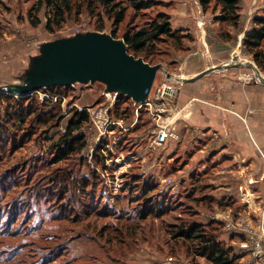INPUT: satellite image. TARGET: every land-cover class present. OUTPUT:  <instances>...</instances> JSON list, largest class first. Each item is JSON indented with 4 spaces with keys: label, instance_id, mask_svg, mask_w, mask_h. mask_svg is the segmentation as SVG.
<instances>
[{
    "label": "rangeland",
    "instance_id": "1",
    "mask_svg": "<svg viewBox=\"0 0 264 264\" xmlns=\"http://www.w3.org/2000/svg\"><path fill=\"white\" fill-rule=\"evenodd\" d=\"M74 1L76 8L73 12L65 17L59 28L49 32L45 29L44 7L37 14L40 23L37 26H32L29 22L28 10L34 5L35 0H0V83L2 80L10 81L11 76L21 68L23 64L22 57L36 51V42L71 36L77 30H96L99 23L104 24L103 31L109 32L111 30V19H108L101 6L98 5L95 7V11L90 13L83 0ZM154 1L150 8L139 11L133 10L129 4L125 3L127 5L125 19L118 25L116 34L120 36L125 29L144 25L151 19L157 18L160 14L168 18L170 27L176 31L177 37L174 40L163 39L158 42L149 55L152 63L161 65L149 94L153 105L136 109L133 104H122V107L128 106L125 114L126 118H122L123 124L134 123L133 126L128 131L114 129V132H110V137L98 142L99 149L105 156L104 165L96 164L92 157L89 159L90 145H94V140L85 138L86 134L82 133L86 140L85 148L80 154L69 159L56 160L55 149L52 145L63 135L67 121L74 109H78L77 107L95 106L104 101V85L99 82L77 84L75 87L57 92L56 95L58 97L56 99L55 96L49 95L48 92L40 91V93H34L39 100L48 99L52 102L57 100L58 106L54 111L59 113L60 117L50 126L42 124L34 118L30 119L29 123H31L33 131L31 138L25 143L20 142V147L8 143L3 152H0V256H3L5 260L9 259L13 251H7L6 248H17V254L12 255V258L7 263L2 264H48V260L51 258L48 244H64L69 236L72 237L75 234H65L62 230L63 227L74 226L76 229L72 230L77 232V229H80L82 224L86 223L85 221L82 222L81 220L83 219L81 218L75 224H72L70 220L63 222L51 220L58 217V209L53 207L57 203L56 199L59 200L62 197V189H65V186L66 189H70L74 185L78 187L80 179L89 177L91 172L94 171L101 177L105 186V181L112 183L114 186L115 189L111 188L112 197L108 200L103 199L104 202H110L123 186L124 176L128 171H133L141 177L139 173L140 160L133 158L125 161L124 159L132 155L133 157H139L142 149L151 148L156 150L159 147L155 143L158 126L156 124L157 119H154L153 115V113H157V108L165 109L162 119L158 120L160 125L168 126L166 123L168 116L172 117L178 113L180 117L187 119L188 108L186 110L173 109L172 103L181 89H185L186 85L190 83L187 79H189L192 71H203L212 65L218 66L232 61L230 60L232 53L237 47L238 50L234 53V55L237 54L235 57L252 61L256 69L264 73V64L259 67L253 61L251 55L244 53L241 47L244 34L252 26L253 17H264V0H240L239 30H235L225 23L215 21L214 17L219 14L218 11L215 14L211 11L203 12L198 0ZM80 4L81 7H77ZM78 9L80 12H78ZM199 23L203 24V30L200 29ZM243 65L236 64L229 66L227 69L213 71L224 73L226 77L244 83L261 85L259 82H255L253 77L249 78V74L252 73L253 69L249 65ZM185 99L188 98L186 97ZM5 107L6 101L0 99V120L4 117ZM184 113L185 115H182ZM187 120H179L182 123V127H185L183 123H186ZM28 126L25 124L13 131L18 136L22 130L30 132ZM173 127L174 125L172 124L168 126L169 129H172V133L175 132V127ZM147 135H153V138L152 141H149L151 143H147V148H145ZM169 138L177 140V135L175 136L174 133ZM151 144L153 148L150 146ZM181 157L183 158V156ZM180 160L181 158H178L172 164L177 167L176 165H180ZM50 179L54 181V184L50 182ZM164 179H170L171 181L164 185L162 183ZM193 180V177H190L189 172H187L183 174V177L165 176L160 183L158 182V189L161 191V195L158 196L157 194L149 199L153 201L158 199L157 205L161 203L163 209H167V214L164 220L156 221V224L153 222L156 236L154 235V238L147 242L148 244H140L134 251L124 256L123 261L125 264L132 263L131 258L134 252L139 256L143 253L145 254V252L138 250L140 246L149 245V247L152 246L159 252L157 247L161 245L163 239L158 230L167 226L168 222L179 223V220H190L189 209L192 210V213L193 211L197 213L194 218L198 221L209 222L214 219L221 222L223 227L218 231L219 239L221 233H229L228 235L230 236L241 234V231H238L241 221L232 212L236 210L233 209V204H227V206L232 207L229 213L224 211L211 213L212 210L216 209L211 204L203 203L198 205L191 203L189 200H179V196L188 195L190 191L194 193L206 192L200 184L194 185ZM135 193H137L136 190L128 192L124 198L119 199L113 206L98 205L90 202L88 207L93 209V211L99 207L101 213L108 211L112 215L118 211L122 215L128 213L138 214L141 210V202L135 203V200L137 198L141 199L142 195L140 192H138L139 194ZM205 197L208 198L209 195L207 194ZM128 201H132V203H128ZM181 204H184V206ZM76 205L79 209L81 208L78 203ZM221 206L219 204L217 209H220ZM225 209L226 205L221 210ZM219 212H221V215H217ZM36 213H38L37 216L39 217L34 218ZM92 218L89 220L93 221ZM226 218L232 220L235 229L226 230ZM247 224L250 225V221H247ZM254 224L255 229L261 235L259 234L256 237L255 233L252 232L254 228L252 229V226H249L251 231H248L247 235L245 234L247 237L246 242L249 245H252L254 238H264V210L260 214L259 219L254 221ZM54 233L58 234V240L54 238ZM220 240L222 241V239ZM222 242L227 246L226 242ZM33 243H35L34 247L30 248L29 245ZM77 245L76 241H74L75 249L70 253L71 257L74 258L68 263L89 264L86 260L91 261L90 253H87V250H82L83 247L80 246L82 244L78 245L79 247ZM92 247L90 245L87 249L92 252ZM227 247L231 251L235 246L228 245ZM156 251L154 254H157ZM51 253H56V251L54 250ZM80 254L84 255V257H78ZM20 258H23L22 263L17 262ZM172 258H178V256L171 257L168 254L164 256L165 260H171ZM104 259H106L104 256L99 257L98 260L102 262L97 261L96 264H106L108 261L103 263ZM67 261V258H63L49 264H66ZM119 264L121 263L119 262Z\"/></svg>",
    "mask_w": 264,
    "mask_h": 264
},
{
    "label": "trees",
    "instance_id": "2",
    "mask_svg": "<svg viewBox=\"0 0 264 264\" xmlns=\"http://www.w3.org/2000/svg\"><path fill=\"white\" fill-rule=\"evenodd\" d=\"M83 1L90 13H93L95 7L98 5L101 6L102 11L107 15L108 19H111L112 27L108 33L114 38L123 39L128 47V53L133 54L135 57H142L145 62L151 65L159 64L152 63L149 58L154 46L163 39L174 40L177 37L176 31L170 27L168 18L160 14L157 18L151 19L144 25L125 29L120 36L116 34L118 25L125 19L127 11L125 3L129 4L133 10L139 11L150 8L154 4V0ZM198 2L203 12L211 11L215 14L218 11L219 14L214 17L215 21L225 23L235 30L240 29V0H198ZM42 7L45 8V29L49 32H53L59 28L64 22L65 17L70 15L76 8L74 0H35L34 5L28 10V19L32 26H37L40 23L37 14ZM77 7L80 8L81 4ZM78 12H80L79 9ZM103 29V23H99L96 27V31H103ZM241 47L244 53L251 55L253 61L259 67L263 66V16L253 17L251 28L246 31L242 38ZM67 88L69 89L70 86H54L46 89L42 88L39 91L48 92L49 95L56 96L57 92L60 90L65 91ZM0 99L6 101L4 117L0 120V152H3L8 143L20 147V142L25 143L31 138L33 131L31 123H29L30 119L34 118L38 122L50 126L60 117L59 113L54 111L58 106L57 100L55 102L48 99L39 100L34 93L16 96L0 91ZM124 103L132 105L133 101L127 96H119L115 99V104L111 110L113 117L126 118L125 114L128 106L122 107ZM134 106L136 107V105ZM88 119L89 116L85 110H73L71 117L67 121L63 135L52 144L55 149L56 160L69 159L82 152L86 146V140L84 135L80 133V129ZM25 124L29 125L28 129L30 128V132L22 130L21 134L17 136L13 130L21 128ZM16 142L18 143L16 144ZM93 158L96 164L100 163L104 165L105 156L101 153L99 145L93 151ZM124 179L123 186L110 202L103 201L101 190L105 188V185L101 177L97 173H94V171L91 172L89 177L81 178L78 187L74 185L70 190L69 188L66 189L65 186V189H62L63 195L59 200L56 199L57 203L53 207L54 209H58V217L51 220L58 222L70 220L72 224H75L81 218L83 219L81 221H85L86 223H81L82 227L77 229V232L72 230L76 229L74 226L63 227L62 230L65 234H75L72 237L69 236L66 240L67 242H64V244H48V250L51 254L48 264L63 258H67L66 264H69L68 262L74 258L70 255L71 251L73 252L75 249L74 241L78 245L82 244L80 245L83 247L82 250H87V253H90L91 261L86 260L89 264H96L99 261L98 258L101 256L106 258L103 263L108 261L106 264H119V262L125 264L123 258L127 253L134 251L140 244H148L147 242L153 239L154 235L156 236V232L154 231L155 222L164 220L167 214V209H163L161 203L157 205L158 199L154 201L149 199L157 194L158 196L161 195V191L158 189L159 183L156 182L153 176L143 178L133 171H128ZM50 182L54 184L53 180ZM134 190L137 191L135 194H139L138 192H140L142 195L141 199L137 198L135 200V203L141 202V210L138 214L128 213L122 215L118 211L112 215L108 211L101 213L99 207L94 211L88 207L90 202L98 205L113 206L119 199L124 198L128 192ZM68 194H70L69 199L67 198ZM196 194L190 191L188 195L179 196V200H189L191 203L198 205L211 203L205 196L199 197ZM76 203L81 207L80 209ZM128 203H132V201H128ZM181 205L184 206V204ZM189 212L190 220H179V223L168 222L164 228L159 229L158 227V232L163 239L161 245L157 247L159 252L175 256L178 252L184 251L186 256L192 260L203 258L210 264H231L230 248L225 246L218 236V231L223 227V224L214 219L209 222L198 221L194 218L197 213L194 211L192 213L191 209H189ZM37 215L38 213L35 214L34 218L39 217ZM91 217H93V221L89 220ZM27 224L29 223L27 222ZM54 235V238L58 240V234L54 233ZM34 244H30L29 247L33 248ZM90 245L93 246L92 252L87 249ZM6 250H12L13 253L6 260L3 256H0V264L7 263L12 258V255L17 254V248L12 249L8 247ZM54 250L56 253H51ZM83 254L85 255V253ZM84 255L80 254L78 257L83 258ZM22 260L23 258H20L17 262L22 263Z\"/></svg>",
    "mask_w": 264,
    "mask_h": 264
},
{
    "label": "crops",
    "instance_id": "3",
    "mask_svg": "<svg viewBox=\"0 0 264 264\" xmlns=\"http://www.w3.org/2000/svg\"><path fill=\"white\" fill-rule=\"evenodd\" d=\"M199 25L203 30V24ZM236 50L237 47L230 60L237 58V54L234 55ZM201 72L192 71L189 78L197 77ZM216 72L210 71L189 80L187 87L177 93L173 109L188 108V120L178 113L175 117L168 116L166 121L168 126L174 125L173 134L177 135V140L169 138L156 150L142 149L139 157L135 158L140 160L141 176H153L159 183L165 176L183 177L189 172L194 185L200 184L206 190L196 196L208 194L210 204L216 208L211 213H229L232 207L227 204H233L236 210L232 212L241 221L238 226L241 234L220 235L227 246H235L230 251L231 264H264V238L258 239L260 255L256 257L250 253L255 246L253 243L249 245L245 236L251 231L249 226L254 228L252 232L256 237L260 234L254 221L264 210V86L244 83ZM181 119L187 120L183 123L185 127L181 126ZM147 136L145 148L153 138V135ZM150 146L153 148L152 144ZM178 158H181L180 165L175 167L172 163ZM219 204L222 206L217 209ZM224 205L226 209L221 210ZM242 244L248 245V248L242 247ZM138 248L145 254L139 256L134 252L130 264H210L203 258L192 260L184 251L177 253L178 258L165 260V254L157 252L152 246ZM155 251L157 254H154Z\"/></svg>",
    "mask_w": 264,
    "mask_h": 264
},
{
    "label": "water",
    "instance_id": "4",
    "mask_svg": "<svg viewBox=\"0 0 264 264\" xmlns=\"http://www.w3.org/2000/svg\"><path fill=\"white\" fill-rule=\"evenodd\" d=\"M35 45L36 51L22 57L23 64L12 79L0 83V91L19 96L42 88L99 82L104 85V95L127 96L133 104H139L148 98L161 68L160 64L151 65L128 53L123 39L105 31L77 30L71 36ZM236 64L244 66L240 62L212 65L196 76ZM255 72L254 81L264 86V77L257 69Z\"/></svg>",
    "mask_w": 264,
    "mask_h": 264
},
{
    "label": "built area",
    "instance_id": "5",
    "mask_svg": "<svg viewBox=\"0 0 264 264\" xmlns=\"http://www.w3.org/2000/svg\"><path fill=\"white\" fill-rule=\"evenodd\" d=\"M259 73L264 77V73ZM75 87V86H72ZM168 88V87H167ZM165 90V88H164ZM33 93H40L39 90L33 92ZM150 94V93H149ZM45 95V94H44ZM104 95V94H103ZM47 96V95H45ZM105 99L103 102L98 103L97 105L93 106H84V107H77L78 110H85L88 113L89 119L88 121L81 127L80 132L83 134H86L85 138H89L90 140H94V145H90L89 150V159L92 157L94 149L99 145V141L110 137L111 133L114 132V129H120L122 131H128L134 123L125 125L124 122L120 118H115L111 115V110L114 106L115 102V96L114 95H104ZM173 96V95H172ZM170 96V97H172ZM49 97V96H48ZM58 97V95L55 96V99ZM158 98V97H157ZM136 105V109H139L142 106H152L153 102L149 98L146 99L144 103L134 104ZM165 109L163 108H157V113H153L154 119H157L156 124L158 126V131L156 132L155 137V143L157 145H161L164 142H166L167 138L169 136H173L172 129H169L167 125H160L158 123V120L162 119V114ZM135 157L129 156L128 158L124 159L125 161H128L129 159H133ZM170 179H164L162 183L164 185H167V183H170ZM106 186L104 189L101 190V195L103 196L104 200H108L112 197V190L111 188H114L112 183H109L108 181H105ZM115 189V188H114ZM113 189V190H114ZM225 228L226 230H232L234 227V224L231 219L226 218L225 220ZM253 245L255 246L254 249L251 250V254L253 256L258 257L260 255V249H259V240L257 238L253 239ZM244 248H248V245L242 244L241 245Z\"/></svg>",
    "mask_w": 264,
    "mask_h": 264
},
{
    "label": "bare ground",
    "instance_id": "6",
    "mask_svg": "<svg viewBox=\"0 0 264 264\" xmlns=\"http://www.w3.org/2000/svg\"><path fill=\"white\" fill-rule=\"evenodd\" d=\"M243 63V64H246V65H249L253 70H252V73L249 74V78L251 77H255V74H256V69H255V65L253 64L252 61L248 60V59H240V58H237V59H234L232 61H229L227 62L226 64H229V63Z\"/></svg>",
    "mask_w": 264,
    "mask_h": 264
}]
</instances>
